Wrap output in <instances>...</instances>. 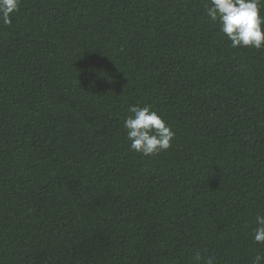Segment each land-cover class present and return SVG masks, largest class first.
I'll use <instances>...</instances> for the list:
<instances>
[{"label": "trees", "instance_id": "trees-1", "mask_svg": "<svg viewBox=\"0 0 264 264\" xmlns=\"http://www.w3.org/2000/svg\"><path fill=\"white\" fill-rule=\"evenodd\" d=\"M205 3L21 0L0 23V264L264 252V49H232ZM137 104L171 125L167 151L130 150Z\"/></svg>", "mask_w": 264, "mask_h": 264}, {"label": "clouds", "instance_id": "clouds-1", "mask_svg": "<svg viewBox=\"0 0 264 264\" xmlns=\"http://www.w3.org/2000/svg\"><path fill=\"white\" fill-rule=\"evenodd\" d=\"M21 0H0V23L11 26L12 17L19 11ZM206 16L218 22L219 31L230 41L232 49H264V0H210L204 4ZM111 59V58H110ZM124 119L126 139L131 151L144 157L157 156L167 151L176 133L167 120L152 105H131ZM252 228V239L264 246V212H257ZM188 264H218L214 254L202 246L187 253ZM251 264H264V252L258 251Z\"/></svg>", "mask_w": 264, "mask_h": 264}]
</instances>
